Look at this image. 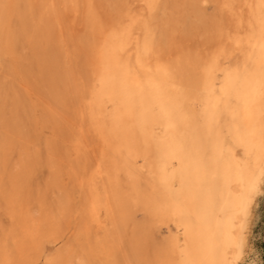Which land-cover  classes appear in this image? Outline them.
<instances>
[{"label": "bare ground", "instance_id": "bare-ground-1", "mask_svg": "<svg viewBox=\"0 0 264 264\" xmlns=\"http://www.w3.org/2000/svg\"><path fill=\"white\" fill-rule=\"evenodd\" d=\"M175 1L172 4L176 6ZM184 1L190 4L189 0ZM193 1V5L188 4L196 18L190 16L196 20L192 25L202 40L208 41L210 27L205 26V30L200 27L206 21V12ZM234 1L230 0L227 8L237 19L236 33L218 28L213 22V29L220 32L221 46L217 52L210 50L201 54L190 49L192 46L179 44L175 50L174 43L170 46L168 35L174 30H167L168 21L158 14L169 9L170 0H147L150 19L142 24V34L135 37L117 12L118 0H101L102 3L97 2L100 6L95 3L97 7L89 0L86 18L76 13V18L84 21V28L80 34L76 33L77 38L71 34L67 39L63 34L58 37L55 34L63 28L59 18L62 6L69 3L72 8L74 0H16L11 11L6 1L0 0V51L6 43L12 44L20 60L36 62L35 71L39 72L36 80L41 97L45 98L41 126L53 124L57 132L64 134L70 132L68 125L72 122L74 126L70 128L73 126L76 131L70 132V141L77 145V157L71 160L70 175L72 178L79 175L78 179L80 174L75 168L85 172L88 167L93 169L87 189L80 185L81 196L84 201L88 199L91 216L83 213L77 232L74 231L76 236H72L74 239L70 237V242L50 251L48 243L58 245L65 238V224L73 200L68 191H61L62 183L57 184L60 172L55 160L58 146L54 143L57 142L46 139L45 154L32 153L30 125L19 112L17 116L14 114L18 121L14 117L12 120L17 124H8L10 131L4 132L11 133L12 127H17L19 143L17 140L14 144L18 145V161L15 159L12 167L10 162H4V167L15 166L17 177L11 173L16 177L15 186H25L26 191L20 189L23 192L28 188L25 203L27 198L36 207L32 205L30 215L17 206L25 214L19 213L20 218L17 214L21 232L9 239L11 232L15 234L14 227L10 228L12 223L7 227L13 231L4 229L0 233V264H39L42 256L48 264H97L91 259L95 254L99 264L241 263L248 249L253 205L264 181V0H242L255 22L243 31V14L236 9ZM103 2L117 8V20L112 23L113 19L111 24L95 9L99 6L100 11L104 10ZM180 4L183 8L184 4ZM79 5L76 9L80 11ZM180 7L176 6L179 10ZM66 11L70 16L74 13ZM185 13L178 14L184 19L189 15ZM166 16L169 18V14ZM78 19L77 25L81 27ZM172 19L183 21L177 17ZM8 20L11 29L6 35L3 26ZM229 42L231 51L242 44L244 50L248 49L244 51V64L221 62V57L231 52L223 45ZM75 43L80 60L71 54ZM219 72L220 84L217 83ZM20 95L16 100L18 110L25 108V99ZM2 121L4 125L7 123ZM4 132L2 137L6 138ZM14 137L10 139L16 141ZM90 141L98 148V152L91 148L97 152L92 159L88 156ZM67 154L64 155L67 157ZM7 158L11 160L10 156ZM36 164L48 167L49 171L44 170L45 175L38 173L44 177H38L33 183L28 177ZM5 180L12 181L11 177ZM9 207L13 213V207ZM101 210L107 212L112 223L103 240L90 241L88 245H84V239L76 240L75 237L83 238L91 221L99 219ZM138 211L144 213L141 218L136 216ZM16 221H13L15 227ZM173 221H177L181 232L169 226ZM163 224H167L168 230L164 236L161 235Z\"/></svg>", "mask_w": 264, "mask_h": 264}, {"label": "rangeland", "instance_id": "rangeland-1", "mask_svg": "<svg viewBox=\"0 0 264 264\" xmlns=\"http://www.w3.org/2000/svg\"><path fill=\"white\" fill-rule=\"evenodd\" d=\"M2 1H4V2L6 1V5H8V7H9L8 10L11 11V9H12L11 6H13V4L15 3L16 0H2ZM79 1L80 0H78V1L74 0V2L72 3V8L73 9L71 8V4H69V3H65L66 6H62V14L59 15V16H61V17H59L61 19L60 23H61V26L63 28H67L68 30L67 29H63V28H62V30L65 31V32H61L62 30H58L57 33L55 34V37H58L61 34H63L64 38L67 39L72 34V37L75 36V38H77L78 37L77 34L81 33L82 29L84 28V24H83L84 21H82L80 19L81 22H82V24H81L82 26L81 27L78 26L77 25V19L78 18H76L78 15H76V13L79 12L80 14L79 13L78 14L83 16L82 19H85L86 16H87V13H88L87 6H88V1L89 0L83 1L84 4H86L84 6H83V2L82 1H80V3H77ZM90 1H92V3L94 5L97 2H99V3L101 2V0H98L97 2H95L96 0H90ZM102 1H105V0H102ZM85 2H87V3H85ZM173 2H172V0H170V4L171 5H173L172 4ZM180 2L182 4H184L183 8L180 7V5H181ZM189 2H190V4L193 5L194 1L193 0H189ZM195 2L198 3V5L203 8V10H205L204 13L206 12L205 13L206 21L200 27L203 30H205L204 29L205 26H208V28L210 27L209 28V30L211 32L210 40L203 41L202 40V35L200 34V32L199 31H195V27L192 24L195 25V23H196L195 19L196 18H195L194 13L191 12L192 11L191 10L192 6H189L190 4L187 3L186 1H184V3H183V0H181V1L180 0H176L175 3L178 4L176 6H179L181 8L180 10H179V8L177 9L175 5H173L174 8L171 5H169V7L168 6H165V7H168L170 9V13H169V9H166L168 11L161 10L158 13L160 15L161 19H163V17H164V19L166 21H168L170 27L168 25L167 30H168V28H171L172 30H174V32H172L170 34L168 33L169 34L168 35L169 41L171 42V43L169 42V44H170V46H172V44L174 43L173 44V49H174V47L176 49L179 46V44L185 45L188 48L190 46H192V47H190V49H193V51H199V52L201 51L200 52L201 54H206L210 50H212L213 52H217L219 50L218 48H220V46H221V44L218 42V39L220 38L219 37L220 32L219 31H215L213 29V27L211 26V24L213 22H215L218 25L217 26L218 28L222 27L224 29H228V32L236 33V29H237L236 20L237 19H236V17H234L229 12V9L227 8L230 0H195ZM99 3H97L96 5L100 6ZM78 4H80L79 5L80 6L79 7L80 11L78 9H76V6L78 7ZM115 5H117V4H114V6ZM69 6H70L71 9L69 8ZM99 6H98V8H96L97 7L96 6L95 9H96V11L98 9L97 13L99 15L101 13V15H100L101 18H103V19L105 18L106 22H108V24H111L110 22L113 19L114 20L112 21V23L117 20L116 13L118 12V14H120L122 16L123 20L125 21V24L127 23V25L129 26V28L131 30V34H132L133 37L140 36L142 34V32H141L142 28H143L142 24H144V22L146 20L150 19V17H149L150 16L149 8H147L148 7L147 0H118V5H117L118 7L117 8H119V9H117L116 7L112 8L113 6H110L113 9V11L108 5H105V3L103 5L105 7L104 10H102V8H101V11H100L99 10V8H100ZM188 6L190 7L189 10H187ZM234 6L236 7V9H238V11L240 13L243 14L244 23H242V24H243V28L244 29H242V31L245 30L248 27V24H250V23L254 24L255 23L254 20L252 19V17L247 12V6L244 5L242 0H235L234 1ZM130 7H131V9H130ZM81 8H82V10H81ZM115 8L118 10L117 12H115L116 11ZM185 8H186V10L184 12H182V9L184 10ZM66 9L69 11V13H70V11L71 12L73 11L74 13L73 14L70 13L71 14V16H70V15L66 14V13H68L66 11ZM110 9H111L112 14L110 12ZM75 10H76V12H75ZM119 10H121V11H119ZM171 10H173V12ZM82 11H83V13L81 14ZM162 11H163V13H161ZM179 11L181 13L187 12L185 14H189V15H187L186 18L183 17L184 19H182V16L179 15V14H181ZM113 12H115V13H113ZM122 12H124V13H122ZM164 13H166V14H164ZM9 14H11V13H9ZM63 14H65V15H63ZM109 14H111V15H109ZM168 14H169V18H168V16H166ZM173 14H175L176 16H173ZM64 16H66V17H64ZM112 16H113V18H112ZM180 16H181V18H180ZM190 16L192 18H195V19H193V20L190 19ZM69 17H70V19H69ZM81 17H79V18H81ZM171 17L172 18L177 17L179 21L183 20L184 22L183 21L182 22L184 24H181L182 22H176L177 20L172 19ZM222 17H224V18H222ZM63 18H65V19H63ZM110 18H111V20H110ZM167 18L171 19V20H167ZM185 19H186V22H185ZM223 19H224V21H223ZM172 20L174 22H171ZM188 21H191V23L188 22ZM247 21H249V22H247ZM170 22L173 23V24H171ZM176 23H177V25H176ZM178 23H180V24H178ZM188 23H189L190 27H189ZM186 25H188V27L190 28L189 30H186V29H188V27ZM68 26H70V29H69ZM3 27L6 30L5 33L7 35L8 29L9 28L11 29L10 21L8 20L7 23ZM79 27H80V29L78 30ZM73 28H75V29H73ZM205 28H207V27H205ZM212 29H213L214 32L212 31ZM176 30H177V33L175 32ZM184 31H186V35H185ZM67 32H70V33H67ZM187 32H188V34H187ZM204 33H205V31H204ZM172 41H174V42H172ZM179 41L183 42L184 44L180 43ZM213 42H216V43H213ZM5 43H6V40H5ZM76 43L73 45V50L74 51L71 49V54H72L73 57H75V58L80 60L81 56L79 55L78 52H76L78 50ZM223 45L226 48L230 49V51H231L232 44L230 42L227 43V44H223ZM242 48H243V50H242ZM247 50L248 49L244 50V46L242 44L241 47L237 48L235 51L232 50L229 54L225 53L221 57V62H223V63H225L227 65H230V64H244L245 63V60H244L245 52L244 51H247ZM170 57H172V56H170ZM32 62L34 63L33 60H29V59L20 60V58L17 56V52H13L12 44L6 43L4 48L0 51V79H1L0 80V118L6 119V122H7L6 123L5 120L0 119V122L3 120L2 122L6 123L5 125L0 123V139H2L0 141L3 142V143H1V142L0 143L6 146V147H3L0 144V151H1L0 152V158H3V159H0V163H1L0 171H2L0 173L1 174L3 173V175L0 174V178H1L0 179V196H1V198H0V233H2L4 231V229H7L10 232L13 229L15 234H13V232H11L10 235H9V239L12 240V238H15V236H18L20 234V232H21V229L18 230L19 229L18 226L19 227H21V226L18 224V222H17L18 220L16 221V219L18 217L17 214L19 215L18 218H20L22 214L25 215L24 212L25 213L28 212L31 215L33 213L31 211L32 205L34 207H36L35 203L33 202V204L31 205L29 203L30 201H27V198H26V203H25V197L26 196H24V195H27L26 193L28 192V188H27V192H25L26 191L25 190L26 187L25 186L21 187L23 190H25L23 192V190H20L21 188H19V185L15 186L17 184V183H15V178L17 177L16 170L14 169L15 166L13 165V169L14 170L12 168H10V165L12 167L11 163H14L15 159H16L15 162L18 161L17 160V158H18L17 156L19 154L18 153V145L14 144V143H16L17 140H18V143H19V137H17L19 135L16 133L17 127H15V126H13L14 128L12 127L13 130L11 129L12 130L11 133L7 132V130L11 128L10 126L12 124H17L16 122L18 120H16L17 117H14V114H16L15 116H17V112H19L21 117H23L25 119V123L27 125H30L28 129L30 131H32L31 132V141L32 142L29 144L30 147L28 146L30 148L29 150H31L32 153H34V152H40L41 153L42 152V155H44L45 152H46V146H47V144L45 143L46 139L47 140H51V142H53V143H54V140H55V142H57L56 144L54 143L55 147L58 146L57 148H55V150L57 151L56 153H58V155H56V157H55L56 158L55 160L57 161L56 162L57 166H59V167H57V169H58V171L60 170L59 173L57 171V173H58L57 174V184H61L62 183L61 185H59V187L62 186L60 188L61 191H64V190L68 191V193H67L68 196L69 197L71 196L70 197L71 201L73 200L71 206H69L70 207V210H69L70 214H69V217L66 220V222H67L66 224L67 225L65 224V230H66L65 238L62 239L61 243H59L58 245H56V244L53 245L54 243H50V244L48 243L49 250L53 252V251L57 250L60 247V245L62 246V245H65L66 243L70 242V240H72V239H70V237L76 236L75 235L76 232H77L76 228H77V225H78L83 213L88 214L89 217L91 216L90 206L87 204L88 199L84 201L83 196H81V193L83 192V188L81 189V187L82 186L83 187L86 186L85 188L87 189V186L89 185L88 180H90V176L92 174L93 169L88 167V171L85 172L84 170L82 171L81 169L75 168L76 171H77V174L78 173L80 174V177H79L80 179L78 178L79 180L77 179V177L79 175L75 176L76 179H75V177L72 178V176L70 175V171L73 170L72 165H71V160L75 159L77 157V150H76V146L77 145L75 143L71 142L72 140H71V137H70V135L71 134H75V131H76L74 128H72L74 126L72 124V122H70V125H73V126H71V128H70V125H68V128H69L70 132H72L71 134H70V132H67L69 135L66 132H64V134H61V132H63V131L57 132L54 129V126H52L53 124H49L48 126H44V127L41 126V119H43V108L45 106V98L41 97L43 95L40 93L39 86H38V83H37V80H39V77H36V75L39 76L38 75L39 72L37 73V71H35V70L37 69L38 66H37L36 62L34 64ZM26 68L27 69L31 68V69L25 71ZM217 75H218L217 83L220 84L221 83L222 74L219 72ZM36 78H38V79L36 80ZM43 91H44V89L42 90V92ZM19 94H21L22 97L25 99V108H22L21 110H18V104L16 102L17 96ZM42 100H44V101H42ZM46 103H47V101H46ZM50 105L55 107V105L52 102H50ZM20 111H22V112H20ZM62 116L64 117V118L62 117L63 119L66 118L65 115H62ZM13 117H14V120L16 121L15 123H14V120H12ZM68 121H70V120H68ZM6 126L7 127L9 126L10 128H7ZM5 129H7L6 130L7 134L4 132ZM8 131H10V130H8ZM73 131H74V133H73ZM3 132L6 135V138L2 137L3 136ZM12 134L15 137H17L16 141H14L15 137L13 138L14 140L10 139V137L13 136ZM7 135H9L10 137L7 136ZM7 138H9V139L7 140ZM3 139H6V140L3 141ZM53 143H52V145H53ZM89 143L91 144V147L89 149L90 155L88 153V156H91L90 158L92 159L93 157H95L96 153L98 152V148H97V144H92L91 141ZM13 144L17 145V147L16 146H12ZM93 145L96 146V147H94ZM15 147L17 148L16 150H15ZM8 148H9V150H6ZM91 148H94L93 150H95L97 152L94 153L95 151H93ZM7 151H9L11 154L10 153H9L10 155H8V153L6 154ZM68 151H69V153H68L69 155L66 153ZM89 151H87V152H89ZM2 153L4 155H2ZM91 153H92L93 156L91 155ZM62 154L63 155L67 154V157H66V155L62 156ZM60 155L63 158L65 157L66 159L65 158H64V160L61 159ZM9 156H10L11 160H8L9 158L6 159V157H9ZM57 156H59L61 162H59ZM69 158H71L70 161H69ZM4 160H6V161H4ZM7 160H8V162H7ZM66 160H68V162ZM4 162H6V164H8L10 162L9 163L10 165L5 166V167H7L6 169H8L7 170L8 173H7V171H6L5 167H4V165H6ZM142 162L143 161H140V163H142ZM67 163H70V164H67ZM39 165L40 164H36L35 166H33V168H32L33 171L31 170L33 173L31 172L32 174L28 177L29 178L28 180L31 179L32 182H33L36 179H38V177H42V178L44 177V176H39V174L41 173L42 175H45V173L43 174L42 172H45L44 170H46V168H48V167H46V166L44 167V165H42V164L40 166ZM69 165H71V167ZM69 167H70V169H69ZM62 168H63L64 171L61 170ZM11 169L13 171H15V172H12ZM39 169H41V170H39ZM47 171H49V170L47 169L46 173H48ZM82 172L85 175L82 174ZM4 173L5 174L7 173L6 174L7 176ZM11 173H15L14 175H16V177L15 176L13 177ZM60 173H61V177L62 178L60 176L58 177V175H60ZM8 175H10V176H8ZM4 177H5V179L11 177V180H12V178H14L13 179L14 181L12 180L14 183L12 181H10V180H9V182H7L4 179ZM58 179H60V180H58ZM84 179H86V180L84 181ZM2 180L3 181L5 180L4 181L5 183ZM78 182H79V184H78ZM9 183H11V184H9ZM28 183H30V181H28ZM84 183H85V185H84ZM57 184H56V186H58ZM81 184H82V186H80ZM1 185H4V186L6 185V187H3ZM10 185H11V187H13V188H11L12 190L8 188V187H10ZM56 186L53 187V188H56ZM64 186H66L67 188L64 187ZM59 187H58V189H59ZM2 188L4 189V191L2 190ZM5 188L8 189V192L6 191L7 193H2L1 194V192H5V190H7ZM66 189H68V190H66ZM14 190H16V191H14ZM51 190H50V192H51ZM53 190H52L53 193L57 192V189L54 190L55 192ZM80 190H81V192H80ZM16 192L18 193V195L19 194L21 195V193H22V196L21 197L18 196ZM50 192H49V195L52 196L53 193L51 194ZM12 194H15V195L13 196ZM6 195H8V197H4ZM9 196H11V197H9ZM2 197H4V198H2ZM19 197H20V199H18ZM8 198H10V201L12 200L14 202V203L12 202L14 205H16V204L17 205L13 206V204L10 203ZM17 200H20L21 202L23 201L22 203L24 205L21 204V202L18 203ZM9 203L11 205H8ZM31 203H32V201H31ZM5 204L8 205V206H11V208L13 207V209H12L13 213L10 212L11 210L10 211L8 210V209H10V207L8 208V206H6ZM27 205H28V208H27ZM80 205H81V208H80ZM17 206L22 207L21 209H23L25 211L23 212V210H21ZM5 207H7V208L5 209ZM83 207H85V208H83ZM253 207L254 208L252 210V215H251V219H250V229L248 231V236H249L248 237V249H247V252L244 255V258H243V260L241 261L240 264H264V181H263V184H262L261 192L257 196ZM14 209H16L17 211H14ZM80 209H82V210H80ZM5 210H7V212ZM21 211L23 213H21ZM33 211H35V210L33 209ZM101 211L99 213V217H98L99 219H97L95 221H91L90 224H92V225H90L89 230L88 229L84 230L86 232V234L84 232L83 238L75 237L76 240L81 242L84 239V241H83L84 245H88L90 241L103 240L105 234L108 231H110L112 223H111V221L109 222L110 219L107 216V212L105 210H103L102 212ZM9 212L11 213V215H9L10 214ZM16 212H18V213H16ZM12 214H15V215L13 217H11ZM143 215H144V213L142 211H138L136 216L141 218ZM9 216L11 218H13V219H11ZM106 218H108V219H106ZM14 219L17 222V225H16L17 227H15V224L13 222ZM11 220H13V221L11 222ZM12 223H13L14 226L13 225L10 226V224H12ZM4 225H6V226H4ZM163 225H162L163 227H162V233H161L162 236L167 235V233H168V230H167V227H166L167 224H163ZM7 226H10V228L11 227H14V228L10 229ZM92 226H93V228H92ZM169 226L174 231L177 230L176 231L177 233L182 231L181 228H179V225H178L177 221L170 222ZM107 229H109V230H107ZM75 230H76V232H74ZM102 230H104V232ZM73 233H74V235H73ZM10 236H11V238H10ZM0 238H2L1 234H0ZM91 259L93 261H95V262L97 261L96 262L97 264H99V262H100L99 261V257H96V254H95V257L92 256ZM46 262L47 261L45 260L44 256H42L40 258V260H39V264H48Z\"/></svg>", "mask_w": 264, "mask_h": 264}]
</instances>
